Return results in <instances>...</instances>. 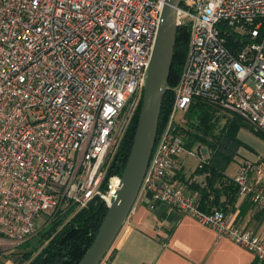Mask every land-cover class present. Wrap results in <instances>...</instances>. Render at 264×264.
<instances>
[{"label":"built area","instance_id":"2783aa9c","mask_svg":"<svg viewBox=\"0 0 264 264\" xmlns=\"http://www.w3.org/2000/svg\"><path fill=\"white\" fill-rule=\"evenodd\" d=\"M163 3L0 0V251L31 236L42 214L48 222L94 198L111 203L120 175L107 172L142 99ZM177 26L189 34L184 65L139 193L264 264L260 235L172 183L177 157L193 153L179 126L194 99L264 134V0H182ZM232 180L264 209L263 162L241 161Z\"/></svg>","mask_w":264,"mask_h":264},{"label":"trees","instance_id":"16d2710c","mask_svg":"<svg viewBox=\"0 0 264 264\" xmlns=\"http://www.w3.org/2000/svg\"><path fill=\"white\" fill-rule=\"evenodd\" d=\"M188 35L185 26H177L167 87L158 117L157 136L171 109L174 87L184 65ZM231 39L232 36L228 38V45ZM140 107L141 101L114 154L107 175H120L125 166ZM241 127L250 128L238 115L230 114L202 99H194L184 114V123L179 126L184 147L190 150L194 146L203 145L209 150L208 158L194 171L202 176V180L190 183L202 210L218 209L225 212L228 206L233 207L238 198L237 186L225 171L237 156L238 149L246 146L237 136ZM252 131L264 137L263 133ZM106 211V204L99 198H94L81 209H68L39 233L40 244L37 249L22 252L25 264H78L92 243ZM251 264H257V261Z\"/></svg>","mask_w":264,"mask_h":264},{"label":"crops","instance_id":"0c3cea01","mask_svg":"<svg viewBox=\"0 0 264 264\" xmlns=\"http://www.w3.org/2000/svg\"><path fill=\"white\" fill-rule=\"evenodd\" d=\"M242 132L249 134L247 139L245 135L240 137ZM237 136L246 146L238 149L237 156L226 168L231 178L243 160L264 163V146L260 142L264 137L247 127H241ZM190 150L192 154L184 152L177 157L172 183L182 186L186 194L194 195L196 192L190 183L202 180L194 171L208 158L209 150L203 145ZM224 213L235 225L253 230L264 239V209H256L248 198L238 197ZM19 252H12L11 247L0 252L1 264H25ZM254 261L252 252L218 236L211 227L176 208L157 203L150 209L147 195L141 192L99 264H251Z\"/></svg>","mask_w":264,"mask_h":264},{"label":"water","instance_id":"95a60500","mask_svg":"<svg viewBox=\"0 0 264 264\" xmlns=\"http://www.w3.org/2000/svg\"><path fill=\"white\" fill-rule=\"evenodd\" d=\"M182 0H164L133 141L119 187L107 206L98 231L78 264H99L125 222L137 196L157 134L158 117L172 62L177 29V8Z\"/></svg>","mask_w":264,"mask_h":264},{"label":"rangeland","instance_id":"374dc122","mask_svg":"<svg viewBox=\"0 0 264 264\" xmlns=\"http://www.w3.org/2000/svg\"><path fill=\"white\" fill-rule=\"evenodd\" d=\"M181 116V113H177L176 114V117H180ZM240 137L244 136L245 135V138L247 139L248 135L249 134H245V132H242L239 134ZM258 139V138H257ZM247 142L249 144H251L249 142V140H247ZM260 142L262 143V145L264 146V140H261L260 139ZM64 214L62 213H55L52 217H51V220H49L47 222V218H45V215L42 214L40 217H38L36 220H37V224H36V229L34 230L33 234L31 236H29L28 238H26L22 243H20L19 245L17 246H13L11 247L12 249V252H15V251H21L19 253H22L23 251H31V250H35L39 247V244H40V236H39V233L44 230L46 228V226L50 223V222H53L56 218L58 217H61L63 216ZM6 249H3L1 250L0 252H5ZM8 256V255H6Z\"/></svg>","mask_w":264,"mask_h":264},{"label":"flooded vegetation","instance_id":"af4514ba","mask_svg":"<svg viewBox=\"0 0 264 264\" xmlns=\"http://www.w3.org/2000/svg\"><path fill=\"white\" fill-rule=\"evenodd\" d=\"M127 132V131H126Z\"/></svg>","mask_w":264,"mask_h":264}]
</instances>
